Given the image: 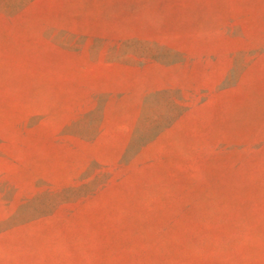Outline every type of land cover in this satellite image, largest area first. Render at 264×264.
<instances>
[{
    "label": "rangeland",
    "instance_id": "374dc122",
    "mask_svg": "<svg viewBox=\"0 0 264 264\" xmlns=\"http://www.w3.org/2000/svg\"><path fill=\"white\" fill-rule=\"evenodd\" d=\"M0 264H264V0H0Z\"/></svg>",
    "mask_w": 264,
    "mask_h": 264
}]
</instances>
